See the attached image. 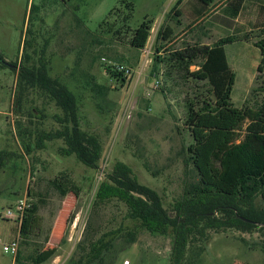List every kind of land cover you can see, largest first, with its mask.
I'll return each mask as SVG.
<instances>
[{"label":"rangeland","instance_id":"rangeland-1","mask_svg":"<svg viewBox=\"0 0 264 264\" xmlns=\"http://www.w3.org/2000/svg\"><path fill=\"white\" fill-rule=\"evenodd\" d=\"M182 1L177 17L172 11L177 0H0V53L8 64H0V152L5 154L0 168V264H12L2 245L16 237L20 226L6 214L10 210L15 217L16 201L23 197L37 204V221L27 238L20 237V262L15 264H98L92 259L93 245L100 249L102 264H264L263 229H208L190 236L176 260L172 231L151 233L127 219L126 206L111 197L106 181L117 164L128 166L173 216V205L195 178L187 156L192 137L183 124L185 98H206L209 86L191 77L173 79V73L167 77L163 65L158 73L154 69L156 48L164 43L159 32L170 26L176 38L194 19V1ZM147 19L153 20L150 37L143 49H134L129 45L132 31ZM228 35L236 38L224 46L236 76L232 103L253 106L264 81L254 46L264 36V0H246L235 20L219 13L212 26L204 25L173 45H212ZM40 61L46 63L48 76L75 95L80 128L101 146L97 169L64 154L61 137H47L71 126L54 101L37 88L18 89L20 68ZM112 64L131 70L124 84L106 72ZM94 84L109 91L97 95L91 91ZM53 180L61 182L65 196ZM254 203L264 209L260 197ZM130 231L135 241L127 244Z\"/></svg>","mask_w":264,"mask_h":264},{"label":"trees","instance_id":"trees-1","mask_svg":"<svg viewBox=\"0 0 264 264\" xmlns=\"http://www.w3.org/2000/svg\"><path fill=\"white\" fill-rule=\"evenodd\" d=\"M181 1L177 0L172 8L177 17L180 16L177 7ZM195 1L199 8L196 18L176 38L168 27L160 31L158 36L164 43L156 48L154 57L156 73L158 65H163L167 77L172 73L173 79L177 80L191 77L194 81L205 82L210 89L206 98L196 100L194 95L185 98L183 124L192 137L187 156L195 174L193 182L184 188L172 207L174 215L170 216L159 194L141 184L128 166L119 163L106 177L113 193L111 197L126 206L127 219L138 221L142 228L151 233L165 234L168 229L172 231L176 260L182 257L190 236L203 235L208 229L235 228L247 233L254 229L264 230V209L257 208L254 203L258 197L264 201V81L259 86L261 95L258 103L253 106L245 103L238 108L231 100L236 76L224 50L225 45L236 41L234 36L220 38L212 45L198 42L182 48L173 45L179 40L185 41L186 37L204 25L212 26L219 13L234 20L246 0ZM30 10L32 13L33 7ZM124 19L126 22L128 17ZM152 23V19H147L132 31L129 40L132 48L140 50L145 47ZM254 46L261 57L257 71L264 77V36L254 42ZM161 51L165 53L160 54ZM196 60H200L198 68L191 72L189 68ZM0 64L8 65L1 53ZM105 70L115 81L121 84L126 82L127 76L111 71L108 66ZM17 87L20 90L37 88L54 101L71 126L65 125L63 131L47 137H61L65 144L64 154L74 155L88 169H97L101 158L100 143L96 137L80 128L75 95L58 79L48 76L46 63L40 61L37 66L20 68ZM91 91L106 95L109 88L94 84ZM238 131H242V136ZM4 155L0 152V168L4 165ZM52 185L61 196L66 195L67 191L61 182L53 180ZM37 211V204L32 203L25 212L20 222V237L27 238L34 230ZM125 241L127 244L134 243L135 233L128 232ZM91 250L94 251L93 261L102 264L99 247L93 245ZM36 257L30 258L35 262ZM15 262H20L19 251Z\"/></svg>","mask_w":264,"mask_h":264},{"label":"built area","instance_id":"built-area-1","mask_svg":"<svg viewBox=\"0 0 264 264\" xmlns=\"http://www.w3.org/2000/svg\"><path fill=\"white\" fill-rule=\"evenodd\" d=\"M111 71L115 73H121L123 76H128L131 74V70L122 65V64H112L108 66ZM159 81L157 80L155 84L158 86ZM31 207V203L29 202L27 197L18 198L15 204V217L13 216V213L8 210L6 214L7 219H14L18 222V225L20 226V222L25 214V212ZM19 243H20V234L19 231L15 238H13L10 242L4 243L2 245V250L5 254H9L12 257V264H15L16 256L18 254L19 250Z\"/></svg>","mask_w":264,"mask_h":264},{"label":"crops","instance_id":"crops-1","mask_svg":"<svg viewBox=\"0 0 264 264\" xmlns=\"http://www.w3.org/2000/svg\"><path fill=\"white\" fill-rule=\"evenodd\" d=\"M194 2H193V7H192V13H193V16H194V19L196 18V12H197V10L199 9L198 8V6H197V4H196V1L195 0H193ZM183 1H181V3H182ZM246 2V1H245ZM244 6H245V3H244V5H243V8H242V10H241V12L243 11V9H244ZM178 11H179V13H180V15H181V10L180 9H177ZM241 12L239 13V15L235 18V19H237L239 16H240V14H241ZM175 13V12H174ZM179 17V16H178ZM193 19V20H194ZM234 19V20H235ZM178 24L180 25V20H178ZM191 23V22H190ZM166 27H168V28H170V30L172 31V35L174 36V30L170 27V26H166Z\"/></svg>","mask_w":264,"mask_h":264}]
</instances>
